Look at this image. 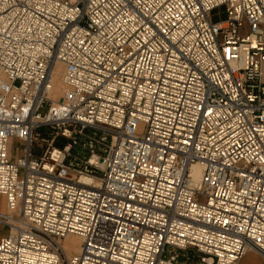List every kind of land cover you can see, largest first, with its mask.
Here are the masks:
<instances>
[{
  "label": "built area",
  "instance_id": "built-area-1",
  "mask_svg": "<svg viewBox=\"0 0 264 264\" xmlns=\"http://www.w3.org/2000/svg\"><path fill=\"white\" fill-rule=\"evenodd\" d=\"M250 251L264 261V0H0V264Z\"/></svg>",
  "mask_w": 264,
  "mask_h": 264
},
{
  "label": "rangeland",
  "instance_id": "rangeland-1",
  "mask_svg": "<svg viewBox=\"0 0 264 264\" xmlns=\"http://www.w3.org/2000/svg\"><path fill=\"white\" fill-rule=\"evenodd\" d=\"M53 80H54V83H55L54 88L60 93V90H59L60 89L59 88L60 87L59 86L60 85V77H59V74L55 73ZM16 147L17 148H20L19 145H17L13 140H11L10 141V149L11 150L12 149L14 150ZM63 243H66L65 246L66 245L67 246H71V245H76L77 242H76L75 239H72V236H69V237L65 238V240L63 241ZM263 263H264V261H263ZM240 264H260V262L257 259H255L254 257H252V256H247V257H244V260Z\"/></svg>",
  "mask_w": 264,
  "mask_h": 264
},
{
  "label": "bare ground",
  "instance_id": "bare-ground-1",
  "mask_svg": "<svg viewBox=\"0 0 264 264\" xmlns=\"http://www.w3.org/2000/svg\"><path fill=\"white\" fill-rule=\"evenodd\" d=\"M55 73L59 74V77H60V74H61V70H60V68H56V69L53 71V75H52V76H53V79H54V74H55ZM59 86H60V85H59ZM59 88L61 89V86H60ZM60 89H59V90H60ZM57 92H58V91H57ZM58 93H59V92H58ZM67 237H69V236H67ZM67 237H66V238H67ZM72 239H75V240H76V242H77L76 245H71V246H67V245H66V247H68V248H69L70 250H72V251H76L77 248H78V243L80 242V240H79V238L76 237V236H72ZM66 240H67V239H66ZM62 243H63V241L61 242V245H62V246H65L66 243H63V244H62ZM253 253H254V252H253ZM254 254H255V253H254ZM244 255H246V253H245Z\"/></svg>",
  "mask_w": 264,
  "mask_h": 264
},
{
  "label": "crops",
  "instance_id": "crops-1",
  "mask_svg": "<svg viewBox=\"0 0 264 264\" xmlns=\"http://www.w3.org/2000/svg\"><path fill=\"white\" fill-rule=\"evenodd\" d=\"M247 256H252V257H254L255 259H257L259 262H260V264H264L263 263V260L259 257V256H257L256 254H254L253 252H247L246 253V255H244L241 259H240V261H239V264L240 263H242V261L244 260V257H247Z\"/></svg>",
  "mask_w": 264,
  "mask_h": 264
}]
</instances>
